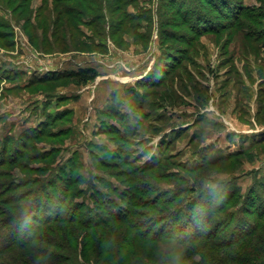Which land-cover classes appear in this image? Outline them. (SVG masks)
<instances>
[{"label": "rangeland", "instance_id": "374dc122", "mask_svg": "<svg viewBox=\"0 0 264 264\" xmlns=\"http://www.w3.org/2000/svg\"><path fill=\"white\" fill-rule=\"evenodd\" d=\"M0 33V264L264 261V0H0Z\"/></svg>", "mask_w": 264, "mask_h": 264}, {"label": "trees", "instance_id": "16d2710c", "mask_svg": "<svg viewBox=\"0 0 264 264\" xmlns=\"http://www.w3.org/2000/svg\"><path fill=\"white\" fill-rule=\"evenodd\" d=\"M92 22V21H91ZM0 34H3V33H0ZM83 74V73H82ZM95 76H96V72L94 71V70H90V72H88V74H84V77H83V79L81 80V82L82 83H85V82H87V81H89V80H92V79H94L95 78ZM150 169H152V168H149V169H147V170H150ZM136 170V169H135ZM145 170V169H144ZM137 172H138V170H136ZM166 193V192H165ZM165 193H163V194H165ZM163 194H161L160 193V195H163ZM68 198V193H65V195H64V198H62V201H63V203H64V201H66V199ZM167 201H168V199H167ZM137 202V201H136ZM128 204H130V206L131 205H133L134 204V201H132V203H128ZM137 204V203H136ZM214 208H216V207H213V209ZM215 210V209H214ZM127 213H126V215L123 217V216H120V218L121 219H123V220H125L124 218H126L127 216H129L132 212H131V210L129 209V210H127L126 211ZM60 217H55V218H52L51 216L50 217H48L47 219H45L43 222L44 223H46V224H48L50 221H54V222H57V221H60V219H59ZM74 218H76V216L74 217ZM108 218H110V217H108ZM208 221L209 220H207V221H205V223H203V224H205V226H206V223H208ZM199 222V221H198ZM198 224V223H197ZM200 224H202L201 223V221H200ZM204 228V227H203ZM165 230H164V233L163 234H166L165 236H167L168 238H172V239H174L175 240V238L176 239H180V241L179 242H192V241H196V240H198V239H201V238H203V239H210V234L212 235L213 233H210V232H208V233H205L203 230H201V228L199 227V224H198V227L196 228V230L194 231V229H192V230H189V231H187V233L186 232H182V235H183V237L184 238H177L175 235H174V232H172V230H173V228H169V227H165L164 228ZM37 231L39 232V229H37ZM169 232H171V233H169ZM144 234V233H143ZM148 234V233H147ZM147 234H145V235H147ZM163 234L161 235V236H163ZM249 234H250V232L248 231V232H246L244 235H242V236H240L239 238H237V239H235V240H233V239H228L226 242V244H228V245H231L232 243H234V242H237V241H240V240H242L243 238H247L248 236H249ZM11 237H12V235H11ZM208 237V238H207ZM13 238V241L15 240L14 239V236L12 237ZM12 238H11V240H12ZM30 239L26 242V241H23L24 243H25V245L27 246V243L28 242H31L30 244H29V246H31V244H33L34 242H35V240H36V237L34 236L33 238L32 237H29ZM15 242H18V240L17 241H15ZM14 242V243H15ZM22 242V243H23ZM14 243H13V247H14ZM17 245V244H16ZM19 245V244H18ZM21 245V244H20ZM34 264H59L58 263V261H56L55 259H47L46 260V262H35ZM260 264H264V261L263 262H261Z\"/></svg>", "mask_w": 264, "mask_h": 264}]
</instances>
